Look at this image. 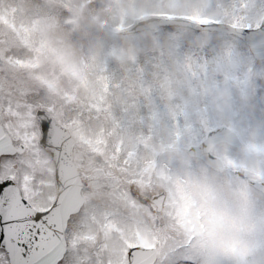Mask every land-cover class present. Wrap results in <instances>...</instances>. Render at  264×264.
Here are the masks:
<instances>
[{"label": "snow or ice", "instance_id": "obj_1", "mask_svg": "<svg viewBox=\"0 0 264 264\" xmlns=\"http://www.w3.org/2000/svg\"><path fill=\"white\" fill-rule=\"evenodd\" d=\"M0 264H264V0H0Z\"/></svg>", "mask_w": 264, "mask_h": 264}]
</instances>
